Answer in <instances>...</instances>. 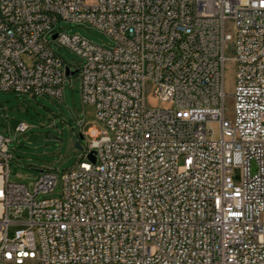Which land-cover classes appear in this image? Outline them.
Segmentation results:
<instances>
[{
  "label": "built area",
  "instance_id": "obj_1",
  "mask_svg": "<svg viewBox=\"0 0 264 264\" xmlns=\"http://www.w3.org/2000/svg\"><path fill=\"white\" fill-rule=\"evenodd\" d=\"M60 20L114 44L60 33ZM55 41L84 58L83 101L112 134L83 131L84 159L59 196L40 198L57 172L11 182L13 139L0 130V264H264V0H0V90L61 98L74 69ZM151 85L173 106H149Z\"/></svg>",
  "mask_w": 264,
  "mask_h": 264
},
{
  "label": "rangeland",
  "instance_id": "obj_2",
  "mask_svg": "<svg viewBox=\"0 0 264 264\" xmlns=\"http://www.w3.org/2000/svg\"><path fill=\"white\" fill-rule=\"evenodd\" d=\"M55 29L60 33L81 34L95 44L104 47L114 44L110 35L88 21L60 20ZM226 29L230 33H234L232 20L227 21ZM53 46L72 65L74 70L79 69L77 73L66 78L61 98L48 94L33 97L23 93L0 90V103L2 104L0 107V130L4 136L13 139L10 143V149L14 155L9 170L10 181L32 187L41 168L53 169L58 174L59 183L54 193L40 195V198L59 196L62 190L61 175L84 159V150L78 148L76 142L79 141L86 147L89 137L85 136V139H80V132L84 134L83 131L96 127L99 130H107L109 135L112 134L98 119L95 106L83 101L80 68L85 62L84 58L56 41ZM225 56L227 59L224 66V89L229 94L225 115L228 119H232L233 99L231 95L234 93L236 83L233 41L227 43ZM153 89L154 86L151 85L146 94L149 106L154 108L173 106L169 100L161 101L157 98ZM11 118L27 123L29 129L26 132H16L11 125ZM213 127L215 136L218 137L220 135L219 123L214 122ZM31 133L45 135V137H40L36 141H28L27 138ZM9 215L13 220H26L29 214L27 209L19 211L17 214L14 209H10ZM16 227L17 225H11V232Z\"/></svg>",
  "mask_w": 264,
  "mask_h": 264
},
{
  "label": "water",
  "instance_id": "obj_3",
  "mask_svg": "<svg viewBox=\"0 0 264 264\" xmlns=\"http://www.w3.org/2000/svg\"><path fill=\"white\" fill-rule=\"evenodd\" d=\"M55 36H56V35H54V37H55ZM77 72H78V69L71 70V68H70L69 66L66 67V74H67L68 76H69V75H74V74L77 73ZM0 107H2V104H1V103H0ZM3 111H4V109H3ZM10 122H11L12 127L15 129L16 126L21 122V120L16 119V118H11V119H10ZM40 137H45V135H40V134H36V133H31V134L28 136L27 140H28V141H36V140H37L38 138H40ZM79 137H80V139H85V135H84L82 132L79 133ZM76 146H77L78 148L84 150V146H83L79 141L76 142ZM89 157H90L92 160H95V156H94V153H93V152L89 154Z\"/></svg>",
  "mask_w": 264,
  "mask_h": 264
}]
</instances>
